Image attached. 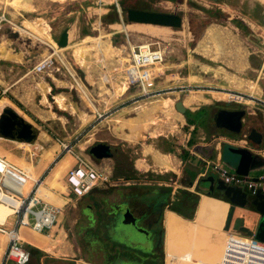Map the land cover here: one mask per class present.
Segmentation results:
<instances>
[{"label": "rangeland", "instance_id": "rangeland-1", "mask_svg": "<svg viewBox=\"0 0 264 264\" xmlns=\"http://www.w3.org/2000/svg\"><path fill=\"white\" fill-rule=\"evenodd\" d=\"M30 1L12 0L19 7L30 8L28 11H14L10 7H7L6 10L0 9V16L4 14L10 22L18 27L17 30H13L9 24L1 23L0 37L3 38H0V44L7 41L4 42L3 47L7 49L11 47L14 52L18 53L20 50L25 52L24 61L20 60L18 64H0L3 65L0 70L4 71L0 83L1 81L12 82L14 77H17V80L22 78L20 75L27 74L36 61L44 56H50L52 52L47 45L55 43L57 46L60 35L64 31L68 32L67 47L63 48L61 54L57 52L64 64L61 65L56 57H52L51 67L46 68L44 73L37 76L34 74L31 77L29 75L25 80L23 78L19 84L11 85L12 90L16 91V96H19L25 104L30 102L37 111L35 112L37 115H30L28 110H22V113L28 115L31 121L36 123L47 135H50L53 130L58 136L56 140H62L73 146L81 145L92 134L95 139L93 138L87 143L89 148L97 144H113L114 138H117L113 134L115 124L114 122L107 124L106 120L117 116L124 110L129 111L128 118L146 119L145 108L155 106V104H149L150 102L159 98L167 100L166 106L160 104L151 114L148 112L147 126L138 125V139L136 142L130 143L134 145H125L126 154L123 152L125 157L121 156L119 150H112V159L102 161V169L108 179L113 176L116 178L131 176V161L139 158L147 159L141 154L143 146L151 147L160 153H166L165 150L169 146L179 152L182 146L186 145L189 128L182 127L183 123L176 120V116H179L180 113L175 110L174 105L178 101L182 102L187 110L195 112L192 114V118L197 125L202 124L201 129L193 133L196 135V137L193 135L194 138H198L199 133L203 132V134L209 135L210 133L216 134L215 131L224 136H233L226 130L214 127L212 119L216 108H239L246 113L254 112L257 109L258 112L264 113V3L260 0H217L216 2L208 0H177L175 2L169 0H61V3L48 0ZM27 3L30 5H26ZM129 9L179 15L182 18V26L177 29L166 28V31H169L165 36L161 34L157 37L153 33L145 34L129 30L127 32L126 27L134 25L127 22L126 19V11ZM27 23L37 24L45 34L43 36L36 35L33 33L35 27H26ZM23 30L28 32L29 36ZM85 37L88 38L82 43ZM94 38L99 41L100 51H102L100 41L103 39V43L115 49V53L119 51L120 56L108 59L101 52L95 53L90 61L91 68L87 75L86 71L76 64L72 52L76 46L91 44ZM127 41L132 46L140 43H152L165 54L162 66L164 73L157 81V86L158 88H171L172 92L171 90L167 91L157 99L146 101H136L138 96L136 88H131L122 95L115 94V87L125 84L123 72L125 62L123 59L126 58L125 53L128 50ZM89 46L92 49L93 44ZM57 48L60 49L58 46ZM8 65L17 68L12 73H6ZM56 68L59 70L56 71ZM50 75L55 79L54 81ZM88 76H90V80L87 78ZM104 77H109L110 81L108 79V82L103 83L101 80ZM183 78L185 79L183 80ZM41 81L49 85L46 90L51 87V94L48 95L45 102L41 94L45 95L46 93H41L42 86L37 85ZM77 81L87 96L82 92ZM101 86L103 90H101ZM179 86H182V92H177L176 88ZM2 90L3 88H0V108L7 104L10 105V103H15L13 105L16 107L17 102L11 97L13 94H4ZM57 95H63L75 113H71L68 109L61 111V106L59 105L60 110L53 98ZM259 99L263 103L261 106H258ZM98 114H105V117L99 119ZM255 114L258 115L257 112ZM81 116H84L83 120ZM243 124L242 130L247 132L251 124L249 119L243 120ZM51 138L54 139V137ZM56 140L54 142L57 144ZM166 142L168 145L165 144ZM48 146L53 147L50 140ZM89 148L86 150L87 155H89ZM0 149L16 158L24 156V152L18 147H12L1 141ZM44 149L47 148L44 147ZM224 153V155H228L227 148ZM35 158L36 161H39V154ZM87 159L93 162L91 157ZM44 160L47 162V159ZM26 161L29 163L28 159ZM36 161L33 160L31 163L34 165ZM157 163L158 166L161 165L160 167L166 169L167 164L164 158L157 160ZM61 165L62 167L56 172L54 171V174L65 169L64 163ZM222 165L228 171L233 172L228 163L224 162ZM259 166L260 163L253 165L249 175ZM25 169L33 174L29 167ZM207 172V180L210 184L222 182L217 174L210 170ZM142 177L143 175L130 183L141 184L151 178L143 179ZM65 178L62 173L61 184L68 187ZM130 183L124 184L130 185ZM97 190L100 192L97 193V204L101 209L100 215L103 219L97 224L94 222L95 226L91 231L98 234L101 240L108 235L110 241L117 245L137 252H150L152 251L150 228L152 226H154L152 228H161L163 241L159 251L163 264H168L165 244L169 243L166 242L163 226L164 210L167 208H162L163 211L159 215L148 220L146 219L148 212L144 205L131 202V211L127 200L122 201L123 198L119 197L118 192L114 191L115 189L110 185L102 184ZM187 190L197 193L194 188ZM43 193L47 198L50 196L55 200L54 195L46 191ZM152 193L156 194V191ZM89 196L76 198L68 194L71 201L69 205L62 208V215L58 214L62 217L60 227L65 235L59 229L61 233H56V236L53 237L52 240L56 241L58 245L55 251L56 257L47 259L46 262L43 261L44 264H77L79 261L88 264L102 263L101 253L82 250L85 243L92 241L94 244L95 242L82 230L87 225L86 214H90L92 211L91 205L86 204L90 202ZM62 197L66 198V196ZM0 212L3 214L2 210ZM95 215L97 218L98 215ZM90 217H93L92 213ZM110 219H112V223H109ZM196 219L197 210L194 219L190 222H195V225L200 226ZM249 221L252 233L257 240L264 241V217H260L254 212L249 216ZM108 223L109 226L106 230L105 224ZM96 225L98 228H95ZM122 227L129 231L140 228L143 244L123 239L120 235ZM222 228L217 230L208 224L202 228L197 227L195 232L199 240L195 242L192 249L188 250L191 252L190 260L205 259L209 260V263L213 260L217 261L226 237ZM236 233L246 235L239 231ZM26 237L31 244L51 252L50 246L54 244L53 242L51 243L48 239L34 233L28 234ZM189 240L191 241V235ZM99 243L102 242L99 241ZM95 247V250H98L100 246ZM214 253L215 256H212ZM126 261L116 258L112 264H132ZM5 264H10V262H5ZM32 264H36V261L32 260ZM78 264H83V262Z\"/></svg>", "mask_w": 264, "mask_h": 264}, {"label": "crops", "instance_id": "crops-1", "mask_svg": "<svg viewBox=\"0 0 264 264\" xmlns=\"http://www.w3.org/2000/svg\"><path fill=\"white\" fill-rule=\"evenodd\" d=\"M0 25H2V24H0ZM0 38H3V37H0ZM83 41H82V43H83ZM4 42H7V41H3V43L0 45H5ZM6 44L8 45V43H6ZM76 47L74 48V50L76 49ZM4 50H9L13 57L9 58L7 60L0 58V64L1 63L18 64V63H20V60L24 61L23 59L25 57V52L23 50H20V53L14 52V49H12L11 47L8 49L5 48ZM59 50H63V49L60 48ZM74 50L72 52L73 58H74ZM44 57H42V58H44ZM41 59L39 61H36V63H34L30 67L29 72L27 74L22 73L20 75V76H22V78L17 80V77H14L12 82L1 81V83H0V88H3L2 93L13 94V96H11V97H12V99H14L17 102L16 107L13 105L15 103H13V104L10 103V105L7 104V105L2 106L0 108V115L3 113V111L6 108H10V109L13 108L21 116L24 117L26 122L32 127V129L34 131V135L32 136L33 139L30 143L25 142L23 140L15 139L13 137H4V136L0 135V141L1 142L7 143L8 145H11L12 147H14V146L16 148L18 147L19 149H21L24 152L23 157L16 158V157L12 156L10 153L4 152L0 149V156L6 158L9 162L13 163L14 165H16L20 168L25 169L26 167H29L33 171L32 175L35 176V178H43V183L41 186V195H42L44 201H46L47 203L51 204L52 206L60 209L59 214L62 215V213H63L62 208H65L67 205H69L71 200H70V198H68V194H70L69 188L66 185L61 184L60 177H61L62 173H63V175L66 176L68 169L74 165V161L69 156L59 157L57 144L54 142L56 140V138H58L57 134L53 130H51V134L47 135V133H45L43 130H41V128L38 127L36 125V123L31 121V119L29 118L28 115L22 113V110H28L31 113L30 115H37L35 113L37 111L34 109V107H32L33 105L30 102H26V104H25V102H23L19 98V96H16V94H15L16 91L15 90L13 91L12 87H11L12 84H19V82L23 78L25 80V78L28 77L29 75L31 77L34 74L37 76V75L44 73V72L36 73L33 69L41 61ZM74 60H75V58H74ZM1 66H3V65H0V67ZM15 68H17V67H13L12 65H8V67L6 68V73H12ZM3 72L4 71L1 69L0 70V79L1 80L3 79V75H4ZM23 72H24V70H23ZM51 79L53 81L55 80L52 76H51ZM184 79L185 78H183V80ZM77 83H78V86L80 87V89L82 90L78 81H77ZM37 85L44 87L43 88L44 90H46V87L48 88V86H49L48 84L46 85L42 81L37 83ZM49 88L50 89L46 90V94H45L46 101H47L48 95L51 94V92H50L51 87H49ZM40 91L42 93L41 88H40ZM52 91H53V88H52ZM41 95L43 96V99H44L43 93ZM62 96L63 95H61V97ZM61 101L64 102V104H65L63 110L64 111L67 109L70 110L69 104L67 103V100L64 97L61 98ZM258 101L260 102V104H258V106L263 105L262 100L259 99ZM186 111H187V108H186ZM255 112L258 113L257 116H256ZM247 114H248V117L250 118L249 119V121L251 123L250 128H255L263 136V144L260 147H252V146L250 147L249 144H244L243 142H241L242 136L239 137V136H235L233 134H232L233 135L232 137L229 135L224 136L217 131H215L216 134L210 133L209 135H205L202 132V133L198 134L199 135L198 138H194V137H196V135H194L193 133H196L201 128H199L195 131L193 126H189L188 133L186 136V145L182 146L181 150H179V152H181L182 150H186L190 154L189 155L190 157L188 158V160H182V158H179L178 155L175 153L174 154L160 153L151 147L143 146L141 148V150H142L141 154L143 156H146L147 159H140L139 158V159H134L131 161L132 162V164H131V167H132L131 177H134L136 179L137 177H140L143 175V177H142L143 179L151 177L150 180L144 181V183H141V184H134V183H130V182H132V180L128 181V180H124V177H117L116 178L113 176V177H110V179H108V180L112 181L113 183L114 182H120L123 184L118 185L117 183H114L117 185H115L113 187L110 186V187L115 189L114 191L118 192V196L120 194L128 195L127 189H129V188H136V190H137V188L148 189L151 186L168 187V188L172 189L171 194H170V200L173 201L174 197L178 193L179 189H192V188H194L195 184L198 183L199 181L207 180V173H208L207 170H209L208 166H207L208 163L220 162L221 164L222 163L224 164V162H225L224 150L226 147H246L249 150H251L253 153L258 154L261 158L264 159V113H260V112H258L257 109H255L254 112L252 111L251 113H247ZM176 120L180 121V123H183L182 127L187 126L184 115L179 114V116H176ZM175 129H176V127H175ZM248 131H249V129H247V132ZM123 132L126 135H131V131L129 130V128L125 129ZM136 133H139L138 130H136ZM113 134L117 138H114L115 141H113V144H108V146L111 148V150H119L121 152V156L125 157L124 156L126 154V150H124L125 145L128 146L130 143L136 142L138 137H136L132 141H129V140H125V139L121 138V136H119L120 131L116 132V133L114 132ZM193 135H194V137H193ZM50 136L54 137V139L51 138ZM191 137L194 139V143L191 147H188L187 141ZM212 138H213V140H212ZM48 139L53 143V147L52 146L51 147L48 146L49 148L47 147V144L49 143ZM130 145H134V144H130ZM44 147H46L47 149H44ZM88 148L89 147H87L83 151L84 152V154H83V152L81 150V145L77 144L76 151L79 152L80 155L84 156L87 159L90 157L89 155L86 154V150ZM51 150H52V152H50ZM123 152L125 154H123ZM177 152H178V150H177ZM38 154L40 156V160L36 161L35 157ZM42 155H44V156L42 157ZM111 155L113 156L112 152H111ZM112 156L110 158H105L103 160H110V159H112ZM41 157H42V160H41ZM160 158H164V161L167 164L166 169L160 167L161 165H159V166L157 165L158 164L157 160H159ZM26 159L29 160V163L26 161ZM44 159H47V162H45ZM33 160L36 161V163L34 165H33V163H31V161H33ZM103 160H100L97 162H95V161H93V162L91 161V162L101 172L104 173V170L102 169V164H103L102 161ZM138 160L144 161L143 162L144 165L146 164L147 166L145 165V168H143V169L137 168L136 163H138L137 162ZM147 160H149L150 162ZM63 163L65 165V169L59 170L57 173L54 174V171L56 172L57 169H60L62 167L61 164H63ZM263 165H264V162H262L260 164L259 168L254 169L251 175L248 174V177H250V178L257 177L262 172ZM169 167L171 168L170 170H169ZM156 169H158V170H156ZM188 169L191 170L193 173L197 174L196 178L192 184V188L186 187V186H188L187 184L190 180ZM231 169L233 170V172H231V173H235L234 169L233 168H231ZM104 174L106 175V173H104ZM124 183H130V185L124 184ZM120 187H122V188H120ZM97 189H95L93 192L99 191ZM44 191L48 192L49 194L54 195L55 201L53 199H51L50 196L47 195L49 197V199H48L44 195V193H43ZM193 193H195V192H193ZM91 194H90V196H91ZM197 195L199 196V200H200V197L202 198L205 196V195H199V194H197ZM62 196H66V198H63ZM88 196H86V197H88ZM129 196L132 198L131 202H135L137 204L139 203V204L144 205L145 209H147V212H148L147 213L148 216H146L147 217L146 219H148V220L152 219L153 216L156 217L157 215H159L161 213L160 211H163V209H161V207L156 206L155 203L151 201V200H154V198H153L154 196L152 194L145 195L144 197L141 195L140 196L129 195ZM131 202H129V204H128L129 208H130ZM164 208L166 209L167 207H164ZM130 210H131V208H130ZM196 210L198 211L197 206H196ZM253 213L254 212L250 211V209H248V208H236L235 213H234V217L243 218L244 219V227L252 232L251 227H250L249 216L253 215ZM82 214H84V213H82ZM170 214H171V211H169L168 209L164 210L163 224H164V220L166 219V227H164L165 236L167 233H169V232H167V223H168V217L170 216ZM198 214H199V211L197 213V218H198ZM59 217H61V216H57L56 224L54 225V226H56V228L53 226L54 228L52 227L51 230L48 231L46 234H37L39 237L46 238L51 243L52 242L54 243L52 246H50L51 252H48L44 248L42 249V248H39V247L31 244V242H26L28 244V246L31 247V260H30L29 264H32V260H35L36 264H44L43 261L46 262L47 259H55L54 258V257H56L55 251H56L58 245H57V242L52 240V239H53V237L56 236V233L60 234L61 231H62L63 235H65L63 229H61V227H60L61 226L60 222H62V217L60 219H59ZM176 217L181 218L178 215ZM181 219L188 222V223H191L188 220H185L183 218H181ZM192 224H195V222ZM12 226H13V221L10 220V224H8L7 228H11ZM200 226L203 227V225H200ZM59 229H61V231H59ZM22 230L26 231L25 234L28 233L30 235V233H29V232H31L30 230L21 229L19 231L20 236L22 235ZM26 240L30 241L28 239H26ZM23 241L25 242V239H23ZM168 245L165 244L166 252H167ZM5 247H6V240L2 236H0V262L3 260ZM79 262H84V261H79ZM79 262H77V264ZM84 263H86V262H84ZM183 263H184V260L181 258V264H183ZM10 264H13V263L10 262ZM86 264H88V263H86Z\"/></svg>", "mask_w": 264, "mask_h": 264}, {"label": "built area", "instance_id": "built-area-1", "mask_svg": "<svg viewBox=\"0 0 264 264\" xmlns=\"http://www.w3.org/2000/svg\"><path fill=\"white\" fill-rule=\"evenodd\" d=\"M7 23L13 30L18 27L10 22L4 14L0 16V24ZM29 36L28 32H25ZM125 33V32H124ZM47 45V44H46ZM128 50L124 68L126 91L136 88L138 96L136 101L157 99L171 88H158L157 81L163 75L162 66L165 54L152 43L131 45L127 41ZM51 50L50 56L42 58L33 68L36 73L44 72L51 67L52 57L64 64L57 53L56 44L47 45ZM59 68H56L58 71ZM176 88L182 92L183 88ZM179 89V90H178ZM185 89V88H184ZM99 119L105 114H98ZM242 130L241 142L248 144L246 135ZM239 136V137H240ZM59 157L69 156L74 161L66 173V183L71 195L83 198L90 195L95 189L106 183L107 176L92 162L74 150V146L57 139ZM208 169L217 174L226 186L241 188L255 195H264V165L262 172L255 178L238 176L231 173L220 162L207 164ZM43 178H35L28 170L20 168L0 156V206L9 210V214L0 223V236L6 240L3 260L0 264L11 262L13 264H29L31 260V247L23 241L19 234L21 229H28L37 234H46L56 224L60 209L44 201L41 195ZM13 221V226L7 228ZM226 237L223 242L222 252L218 261L211 264H264V242L250 235H240L234 231L224 232Z\"/></svg>", "mask_w": 264, "mask_h": 264}, {"label": "water", "instance_id": "water-1", "mask_svg": "<svg viewBox=\"0 0 264 264\" xmlns=\"http://www.w3.org/2000/svg\"><path fill=\"white\" fill-rule=\"evenodd\" d=\"M208 1L216 2L217 0ZM126 19L127 22L133 24H148L174 29L180 28L182 26V18L179 15L175 14L129 9L126 11ZM67 44L68 32L64 31L57 41V46L60 48H64L67 47ZM174 107L175 110L181 115L185 114L186 107L183 106L182 102H176ZM7 112L13 111L10 108H6L3 111V114H6ZM222 114L224 117V124L222 128L235 136H240L243 128L242 120L245 117L246 112L244 110L224 111L222 112ZM16 127L17 133L15 136L17 137H12L18 140H20L21 133L27 134L30 129L33 130L28 123H23V125H17ZM32 139L33 137L27 138L23 141L30 143ZM246 141L254 145L255 147H260L263 144V136L255 128H250L248 134L246 135ZM226 148L228 155H224L225 163H228L229 167L233 168L235 174L238 176H248L249 171L253 165L255 166L258 163L261 164L262 162H264L263 158H261L258 154L253 153L248 148ZM88 153L95 162L111 157L109 146L104 144H97L91 147ZM189 187L192 188V185H189ZM194 189L198 192L197 194L199 195L209 196L228 204V211L224 226L222 228L223 232L239 231L245 233L246 235L251 234V231L244 227V219L241 217H234L236 208H248L250 209V211L259 214L260 217H264V195L260 192L256 193L255 195H251V193H247L241 188L226 186L222 182L210 184L208 180L199 181L195 184ZM141 231L142 230L140 228L129 231L128 229L122 227L120 229V235L128 242L143 244L142 236L140 233Z\"/></svg>", "mask_w": 264, "mask_h": 264}, {"label": "flooded vegetation", "instance_id": "flooded-vegetation-1", "mask_svg": "<svg viewBox=\"0 0 264 264\" xmlns=\"http://www.w3.org/2000/svg\"><path fill=\"white\" fill-rule=\"evenodd\" d=\"M29 26L35 27V29H33V33H35L36 35L43 36L45 34L43 29L39 28V26L37 24L27 23L26 27H29ZM23 31L26 32L25 30H23ZM102 40L103 39H101V41H100V45H101L102 51H100V49H99V46H98V42L99 41H98L97 38H94L92 40V42H91V44H93L92 49L89 46L91 44L90 43H86V46L82 47V50L79 53L74 50V58H75L76 63L82 69H84L87 74H89V70L91 68L90 61L95 56V53H100L101 52L108 59H112V58H114V56H120V52L118 50H117L118 53H115L114 51H107L106 52V50L104 49ZM57 52L59 54H61L62 50L58 49ZM92 52H94V55H92ZM123 61H126V60L123 59ZM205 67H208V66H205ZM88 79L89 80L91 79L90 76H88ZM108 79L110 81L109 77H104V78H102L101 81L103 83H105V82H108ZM79 85H80V83H79ZM43 88L44 87H41L42 92L46 93V90H44ZM81 88H82V86H81ZM115 89H116L115 90V94L116 95H122L126 91V85L123 84V85L116 86ZM101 90H103L102 86H101ZM82 91L87 96V94H86V92L84 91L83 88H82ZM106 92H108V91H106ZM61 98H63V96L61 97V95H57V96L54 97L55 103L58 105V108H60V106H61L62 111H64L63 109H64V105L65 104H64V102L61 101ZM43 100H44V102L46 101L45 95H44V99ZM149 104H151V105L155 104V106H153L151 108H148V109L145 108L146 110H149V109L150 110L147 111V112H144V114H145L144 116L146 117V119H141V122H142V124L144 126L148 125V121H149V119L147 118L148 114L149 113L151 114V112L154 111L155 109H157L160 104H164L166 106L167 105V100H165L164 98H159V99H157L154 102H150ZM155 107H157V108H155ZM153 108H155V109H153ZM237 110H242V109H239V108H234V109L233 108H216L214 116H213V119H212L214 127L219 129V130H224L222 128V126L224 124V117H223L222 112H224V111H237ZM12 111L13 112H7L6 114L2 113L3 115L2 114L0 115V135H2L4 137L15 136L16 133H17L16 132V129H17L16 126L17 125H23V123L27 124V122H26V120L24 119L23 116H21L13 108H12ZM70 111H71V113H75L73 107L70 108ZM128 114H129V111L128 110H124V111L120 112L117 116H115V117H113L111 119H108V120H106V119H104V120H106V123H108V124H111L112 122H114L115 126H114L113 129H115L116 127L121 125L123 122H125V121H127V120L132 118V117L128 118ZM247 115L248 114L246 113L245 117L243 118V120H245L246 118L250 119ZM81 119L83 120L84 116H81ZM243 120H242V122H243ZM136 134H137L136 131L135 132L132 131L131 135H129V138H125V137H121V138H123L125 140L127 139L129 141L131 139L134 140L137 137ZM33 135H34V131L30 129L27 132V134L26 133H21L20 134V140H25L27 138H31ZM15 137H17V136H15ZM93 138H94V135L92 134V135H90L89 137L86 138V141L84 143L81 144L82 147H83V151L87 148V143L90 142L91 139H93ZM248 144H249V146L252 145L250 143H248ZM163 225H164V227H166V219L164 220V224ZM195 226H199V225H195V224L186 222L185 226H184L185 227L184 231L173 229L169 233H167L166 236H165L166 241L172 245L175 253L184 260L183 264H195V260L194 261L190 260V253L191 252L188 251V250L192 249V247L194 246V243L192 241V235H193ZM152 227H154V226H152ZM200 227H202V226H200ZM151 228H150V233L152 235V237H151L152 251H150V252H140V251H138L137 252V251H134V250L128 248L131 251V257L132 258L130 260H128L126 258H123L124 260H127L126 262L129 261L132 264H163V262L161 260V253L159 251L161 249L160 248L161 245H160V242H159V236H158V234H156V236H155L153 234V232H151ZM190 235H191V241L189 240ZM185 239H187L186 240L187 243L185 242ZM123 247H125V246H123ZM125 248H127V247H125ZM166 257H168V260H167L168 264H172L170 262V260H169L168 252H166ZM102 258H103V260H102L101 264H107L105 255H102ZM79 263H82V262H79ZM83 264H86V263L83 262Z\"/></svg>", "mask_w": 264, "mask_h": 264}, {"label": "trees", "instance_id": "trees-1", "mask_svg": "<svg viewBox=\"0 0 264 264\" xmlns=\"http://www.w3.org/2000/svg\"><path fill=\"white\" fill-rule=\"evenodd\" d=\"M169 1L175 2L177 0H169ZM87 36H89V34H87ZM84 46H86V44L81 45V46H77L76 48H80V47H84ZM4 49L5 48L3 47V45H0V51H2ZM155 108H157V107H155ZM155 108H153V109H155ZM194 113L195 112H191L189 110H187L185 112L184 117H185V121L187 124V126H185V127L187 129V128H189V126H193L195 131H196L197 129L201 128L200 126L202 124L197 125L195 123L194 119L192 118V114H194ZM204 115L206 117V112ZM249 129H250V127H249ZM193 143H194V139L191 137L187 141V146L191 147L193 145ZM165 144L168 145L167 142ZM109 149H110V152H112L110 147H109ZM81 150H83L82 145H81ZM165 152L169 153V154L175 153L178 155L179 158H182V160H188V158L190 157L189 156L190 154L186 150H182L181 152H176L172 146L167 147ZM188 173L190 176V180L187 184L188 186H186V187H189V185L193 184V182L196 178V175H197L196 173H193L189 169H188ZM124 180H128V181L129 180H135V178L131 177V176H125ZM153 191H156V194H153L152 193ZM171 191H172L171 188L163 187V186H161V187L160 186H152L148 189L137 188V190H136V188H129V189H127L128 195L120 194L119 196L121 198H123L122 201L127 200L128 204H129V202L132 201L131 200L132 198L129 195H133V196H140L141 195L144 197L145 195L152 194L154 196L153 197L154 200H151V201L154 202L156 206L161 207V209L164 207H167V209L169 211L173 212V214H170V215H173V216L178 215L185 220L192 221L195 217V211H196V206H197L198 201H199V196L196 193L189 192L187 189H179L178 193L174 197V200L171 201L170 200ZM97 193L99 194L100 192L96 191L91 196H89L90 202L86 203V204L91 205V207H92L91 213H92L93 217H90L91 213L87 214L86 215L87 220H88L87 225L82 228V230L85 231V234L87 236H89L90 239H94L95 242H94V244H92V241L87 242V243L84 242L85 246L83 247L82 250H87L88 252L91 250L94 252L101 253L102 255H105L107 264H112V262L114 261V259L116 260V258L117 259L118 258H121V259L126 258V259L130 260L132 257H131V251L127 250L128 248H125L121 245H117L114 242H111L108 235L104 239L101 240L99 238L98 234L91 231V229L95 226L94 222L97 224V223H99V221H101L103 219L102 216L100 215L101 209H99V205L97 204V197H98ZM95 211H97V212L95 213ZM95 214L98 215L97 218H95V216H96ZM111 221H112V219H110L109 223H112ZM109 223L105 224L106 230L109 226ZM95 228H98L97 225ZM151 232H153V234L155 236H156V234H158L159 242L161 245L162 241H163L161 228H151ZM99 241L102 243H99ZM95 246H100V247H98L99 248L98 250H95V248H96ZM167 252H168L169 260L172 264H181V257H179L174 252V250L170 244L168 245ZM76 260H77V258H76Z\"/></svg>", "mask_w": 264, "mask_h": 264}, {"label": "bare ground", "instance_id": "bare-ground-1", "mask_svg": "<svg viewBox=\"0 0 264 264\" xmlns=\"http://www.w3.org/2000/svg\"><path fill=\"white\" fill-rule=\"evenodd\" d=\"M48 1L61 3V0H48ZM65 1H68V0H65ZM260 2H263L264 3V0H260ZM26 5H30V3H27ZM7 7H10L14 11H18V10L28 11L30 9V8H25V7H19L18 5H15V3L12 2V0H7V1L0 0V9H5L6 10ZM166 28L167 27H160V26H154V25H148V24H134V25H130V26L126 27V30H127V32L129 30V31H137V32H140V33H145V34H148V33L149 34H152L153 33L157 37V36H159L161 34H162V36L163 35L165 36L166 32L169 31V30L166 31L167 30ZM87 38L88 37H85L84 38V41H86ZM102 43H103V41H102ZM103 46H104V49L106 50V52L107 51H114L115 52V49H112V47L106 45L105 43H103ZM64 48H66V47H64ZM61 49H63V48H61ZM81 50H82V47L75 49V51L78 52V53ZM12 57L13 56H12V54H11V52L9 50H2V51H0V58H2V59H9V58H12ZM147 111H149V110H147ZM138 125L139 126L140 125H143L142 122H141V120L138 119V118H136V117H132L131 119L123 122L121 125H119L115 129H113V132L116 133V132H119L120 131V134L119 135L121 137L129 138V135L124 134L123 131L125 129H128L129 128V130L131 132L132 131L135 132L138 129L137 128ZM136 136L138 137V133L136 134ZM130 141H132V139ZM76 146H77V144L74 146V150L75 151H76ZM77 153H79V152H77ZM143 162L144 161L139 160L138 163H137V168H142V169L145 168V165L146 164L144 165ZM106 184L107 185H110L112 187L115 186V185H117V184H114L112 181H109L108 179H106ZM197 208H198L199 214H198V218L196 219V221L200 225H203L204 226L205 224H208L210 226H213L217 230H220L222 228V226L224 225L225 219H226V215H227V211H228V204L222 202L221 200H217V199H214V198L209 197V196H204L202 198L200 197V200H199V202L197 204ZM0 210L3 211V214H0V223H2L4 221V219L6 218V216L9 214V210L7 208H5L4 206H0ZM198 211H197V213H198ZM185 223H186V221L182 220L181 218H177L176 216L170 215L168 217L167 232H170L173 229H177V230H180V231H184L185 230V227H184L185 226ZM197 227L198 228H202L200 226H195L194 227V232H193V235H192V241H193L194 244H195L196 241L199 240L198 237H197V234L195 232V230H196ZM25 232H26L25 230H22V235H21L22 236V239H25V242H29V241L26 240V238H27L26 235H28V233L25 234ZM29 233L31 234V233H34V232L31 231ZM34 234H37V233H34ZM186 240L187 239H185V242L187 243ZM219 255H221V254H219ZM212 256H215V253ZM212 256H211V258H212ZM217 261H218V259H217ZM213 262H216V260H213V261H211L209 263V260H205L204 259V261L203 260H196L195 261V264H211Z\"/></svg>", "mask_w": 264, "mask_h": 264}]
</instances>
